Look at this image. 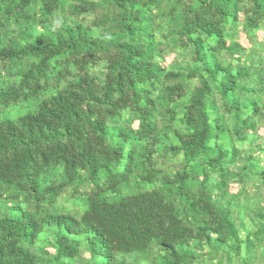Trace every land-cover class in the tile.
Segmentation results:
<instances>
[{
    "label": "trees",
    "instance_id": "obj_1",
    "mask_svg": "<svg viewBox=\"0 0 264 264\" xmlns=\"http://www.w3.org/2000/svg\"><path fill=\"white\" fill-rule=\"evenodd\" d=\"M0 264H264V0H0Z\"/></svg>",
    "mask_w": 264,
    "mask_h": 264
},
{
    "label": "rangeland",
    "instance_id": "obj_2",
    "mask_svg": "<svg viewBox=\"0 0 264 264\" xmlns=\"http://www.w3.org/2000/svg\"><path fill=\"white\" fill-rule=\"evenodd\" d=\"M246 44V43H245Z\"/></svg>",
    "mask_w": 264,
    "mask_h": 264
}]
</instances>
